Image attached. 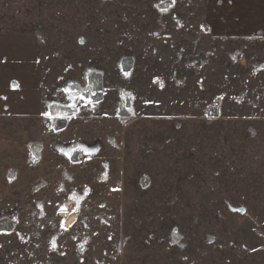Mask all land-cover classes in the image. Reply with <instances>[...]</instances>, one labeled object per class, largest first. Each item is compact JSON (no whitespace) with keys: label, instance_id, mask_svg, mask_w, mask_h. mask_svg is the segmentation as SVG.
<instances>
[{"label":"rangeland","instance_id":"rangeland-1","mask_svg":"<svg viewBox=\"0 0 264 264\" xmlns=\"http://www.w3.org/2000/svg\"><path fill=\"white\" fill-rule=\"evenodd\" d=\"M203 11L0 0V264H264V40Z\"/></svg>","mask_w":264,"mask_h":264},{"label":"crops","instance_id":"crops-1","mask_svg":"<svg viewBox=\"0 0 264 264\" xmlns=\"http://www.w3.org/2000/svg\"><path fill=\"white\" fill-rule=\"evenodd\" d=\"M203 12L213 38L264 40V0H204Z\"/></svg>","mask_w":264,"mask_h":264},{"label":"water","instance_id":"water-1","mask_svg":"<svg viewBox=\"0 0 264 264\" xmlns=\"http://www.w3.org/2000/svg\"><path fill=\"white\" fill-rule=\"evenodd\" d=\"M229 209L233 212H239V213H246V207H233V206H229Z\"/></svg>","mask_w":264,"mask_h":264},{"label":"snow or ice","instance_id":"snow-or-ice-1","mask_svg":"<svg viewBox=\"0 0 264 264\" xmlns=\"http://www.w3.org/2000/svg\"><path fill=\"white\" fill-rule=\"evenodd\" d=\"M44 115H48V113H44ZM71 151H73V150H69V152L65 153V155H69V156H70V154H71ZM61 211L63 212V211H64V209H63V208H61ZM52 247H53V248H55V247H56V244H55V242H53V244H52Z\"/></svg>","mask_w":264,"mask_h":264}]
</instances>
